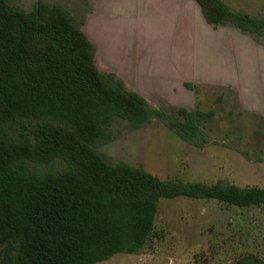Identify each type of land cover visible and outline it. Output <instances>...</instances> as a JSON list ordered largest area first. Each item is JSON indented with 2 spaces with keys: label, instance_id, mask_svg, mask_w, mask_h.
Listing matches in <instances>:
<instances>
[{
  "label": "trees",
  "instance_id": "obj_1",
  "mask_svg": "<svg viewBox=\"0 0 264 264\" xmlns=\"http://www.w3.org/2000/svg\"><path fill=\"white\" fill-rule=\"evenodd\" d=\"M204 19L261 34L264 19L221 0H195ZM190 140L209 115L177 109ZM163 113L95 64V46L58 4L30 10L0 0V264H96L137 252L160 198L264 203V188L160 179L109 163L92 147L115 120L139 128ZM31 129L33 136L22 129ZM61 167L57 168L56 164ZM14 250V255L10 252ZM233 264H264L245 254Z\"/></svg>",
  "mask_w": 264,
  "mask_h": 264
},
{
  "label": "rangeland",
  "instance_id": "obj_2",
  "mask_svg": "<svg viewBox=\"0 0 264 264\" xmlns=\"http://www.w3.org/2000/svg\"><path fill=\"white\" fill-rule=\"evenodd\" d=\"M39 1L60 5L86 34L100 72L163 113L139 128L115 120L92 144L109 163L160 179L264 188V32L209 24L195 0H8L25 10ZM226 1L264 19V0ZM180 108L209 112L193 139L170 126ZM245 254L264 261V203L177 196L159 199L139 251L96 264H233Z\"/></svg>",
  "mask_w": 264,
  "mask_h": 264
},
{
  "label": "crops",
  "instance_id": "obj_3",
  "mask_svg": "<svg viewBox=\"0 0 264 264\" xmlns=\"http://www.w3.org/2000/svg\"><path fill=\"white\" fill-rule=\"evenodd\" d=\"M221 1H223L230 9H232L231 8V5L226 1V0H221ZM198 4V3H197ZM199 9H200V7H199ZM201 11V10H200ZM201 15H202V13H201Z\"/></svg>",
  "mask_w": 264,
  "mask_h": 264
}]
</instances>
